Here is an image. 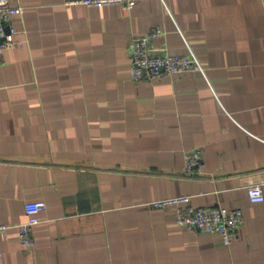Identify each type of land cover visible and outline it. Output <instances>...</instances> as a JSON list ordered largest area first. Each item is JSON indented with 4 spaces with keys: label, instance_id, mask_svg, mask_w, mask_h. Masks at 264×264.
<instances>
[{
    "label": "crops",
    "instance_id": "1",
    "mask_svg": "<svg viewBox=\"0 0 264 264\" xmlns=\"http://www.w3.org/2000/svg\"><path fill=\"white\" fill-rule=\"evenodd\" d=\"M0 52V264H264V0H10ZM204 66L148 80L129 66L133 36ZM198 147L196 172L183 154ZM238 207L230 243L186 228L175 207ZM43 199L33 244L14 225Z\"/></svg>",
    "mask_w": 264,
    "mask_h": 264
},
{
    "label": "built area",
    "instance_id": "2",
    "mask_svg": "<svg viewBox=\"0 0 264 264\" xmlns=\"http://www.w3.org/2000/svg\"><path fill=\"white\" fill-rule=\"evenodd\" d=\"M88 6L119 4L124 9H130L135 0H73ZM23 6L13 4L10 0H0V52L5 48L20 44L21 40H13L9 33L13 31L10 24L11 17L21 14ZM166 32L159 27L135 35L131 41L130 74L135 79L145 78L153 80L166 74H174L194 69L204 74V66L187 43L188 53H169L165 48L154 46V40L165 36ZM184 172L187 175L196 172L202 158V151L195 147L188 149L183 154ZM247 194L251 201L260 202L264 194L260 183H251L247 186ZM155 207H175V221L191 229H199L205 232L218 233L223 243L231 242L239 224L243 222L241 208H228L221 205L194 206L189 201V195L181 194L157 198L149 202ZM45 200H27L23 204L26 220L14 224L18 228V239L22 246L33 244L32 229L39 222L38 213L45 207ZM11 224L0 221V237ZM1 246V243H0Z\"/></svg>",
    "mask_w": 264,
    "mask_h": 264
}]
</instances>
